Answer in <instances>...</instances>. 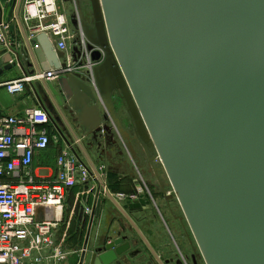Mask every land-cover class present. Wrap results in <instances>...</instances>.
I'll use <instances>...</instances> for the list:
<instances>
[{
  "label": "water",
  "instance_id": "95a60500",
  "mask_svg": "<svg viewBox=\"0 0 264 264\" xmlns=\"http://www.w3.org/2000/svg\"><path fill=\"white\" fill-rule=\"evenodd\" d=\"M90 3L92 22L83 20L89 48L97 47L99 93L83 74L67 73L34 86L39 104L45 97L55 104L60 135L64 110L75 108L83 136L112 161L124 155L118 132L126 141L129 132L115 109L119 93L135 135L159 155L206 264H264V0ZM66 65L46 34L0 51V76ZM132 235L85 249L79 264H117Z\"/></svg>",
  "mask_w": 264,
  "mask_h": 264
},
{
  "label": "built area",
  "instance_id": "2783aa9c",
  "mask_svg": "<svg viewBox=\"0 0 264 264\" xmlns=\"http://www.w3.org/2000/svg\"><path fill=\"white\" fill-rule=\"evenodd\" d=\"M65 3V0H23L21 21L29 36L46 34L56 49L65 52L67 65L60 69L37 70L33 74L23 73L2 84L9 93L22 94L33 82L52 81L67 73L83 74L99 93L94 75L99 63L92 59L97 47L89 48L80 0H69V6ZM11 33L10 24L0 18V44L4 50L12 49L15 44ZM75 47L79 50L78 57L74 56ZM58 130L48 111L39 103L27 107L22 115L0 116V264H62L69 253L56 235L64 220L70 190L77 185L88 186L96 180L102 183L104 195L113 198L117 195L105 184L106 167L102 165L94 170L69 141H65L66 147L57 157L53 176L36 172L33 167L35 153L47 150L53 137L64 138ZM118 134L138 180L134 193H119L118 198L145 195L149 192L146 180L127 141ZM156 160L162 163L158 154ZM150 198L157 205L154 198ZM83 208L86 215H93L94 207L87 202ZM86 248L85 241L79 262Z\"/></svg>",
  "mask_w": 264,
  "mask_h": 264
},
{
  "label": "crops",
  "instance_id": "0c3cea01",
  "mask_svg": "<svg viewBox=\"0 0 264 264\" xmlns=\"http://www.w3.org/2000/svg\"><path fill=\"white\" fill-rule=\"evenodd\" d=\"M23 0H0V18L4 19L10 24V30L12 31V38L15 43H24V39L29 36L28 31L26 30L24 24L21 21V10H22ZM66 6H69L68 1L65 3ZM71 15V14H70ZM40 35V34H39ZM46 40H41V42L45 43ZM41 44V43H40ZM39 44V45H40ZM43 45V44H42ZM41 48V45H40ZM3 46L0 44V51L3 50ZM56 49V48H55ZM53 69V68H50ZM23 75V71L15 67L12 70L5 72L0 76V116H17L22 115L25 109L29 106H33L38 104V100L36 98L34 92V86L38 85L40 82H33L27 86L26 90L22 94H11L7 91V89L2 85L5 82L10 80L19 78ZM59 77V76H58ZM57 77V78H58ZM55 78V79H57ZM54 79V80H55ZM125 115L119 112V116L124 120L125 126H129V119L126 110L124 111ZM73 138L68 139L66 137L58 136L57 138H52L51 144L47 150L37 151L35 153L33 167L36 172L40 175L53 176L56 173V160L59 154L65 149L66 143L65 141H69L74 146L75 151L79 154L81 158L86 160L88 164L92 166L95 170V167L105 166V184L108 189L114 193L115 200H117L120 205L125 209V211L133 218L136 224L139 226L140 230L145 234V236L154 244H156L153 239L149 236L150 230L152 229V220L150 218H146L143 216V212L147 211V207L153 206L154 203L152 200H148L146 196H137L135 198H118L119 193H125L126 195H130L135 192V187L138 185V180L136 177V172L131 166L130 173L124 172L122 169H118L117 163L111 161L109 157L106 158V154L98 153L93 148L92 143H88L85 139L86 137L76 136L73 134ZM85 138V139H84ZM89 141V140H88ZM81 144L82 146H80ZM111 153V152H110ZM89 156V158H88ZM113 165L114 169L111 170L109 166ZM113 173L117 180L120 182L121 189L113 190L110 187L109 181V173ZM102 183H99L95 180L94 183H89L88 186L77 185L72 188L67 196L66 200V210L64 213V220L60 224L57 230L56 239L58 242H63L65 248H67V252L69 253L67 258L62 262V264H78L75 263V260H72L74 255L77 254V249L72 244L71 238L72 233H70V229L76 222H74L75 218L79 215L86 220L84 226V238L82 241L81 247L85 245V241L87 238V232L91 228V236L93 243H97V239L101 229L109 220L112 219H123L128 224H131L128 218L121 212V210L117 207L114 201L103 194L102 191ZM94 207V213L92 216H88L84 212L83 206L86 204ZM41 211V210H39ZM78 212V213H77ZM41 214V213H40ZM67 215V216H66ZM66 216V218H65ZM83 220V219H82ZM80 223L78 221L77 225ZM83 223V222H82ZM92 223V224H91ZM117 220L115 221V225H117ZM90 227V228H89ZM77 230V229H76ZM152 233V232H151ZM136 236V233L134 232ZM155 236V233H152V237ZM94 238V239H93ZM162 244L164 245V241L162 240ZM165 250V249H164ZM144 260V264H151L149 259V254L144 252L142 256Z\"/></svg>",
  "mask_w": 264,
  "mask_h": 264
},
{
  "label": "flooded vegetation",
  "instance_id": "af4514ba",
  "mask_svg": "<svg viewBox=\"0 0 264 264\" xmlns=\"http://www.w3.org/2000/svg\"><path fill=\"white\" fill-rule=\"evenodd\" d=\"M88 21V20H87ZM89 22V21H88ZM118 94V95H116ZM115 95L119 96V93H116ZM42 104L45 106L46 110L48 111L49 115H57L56 112V106L53 104L52 101L49 100V98L45 97L41 99ZM116 112L119 116L118 109L116 107V104L114 102ZM125 105V104H124ZM76 106V104H75ZM126 110V109H125ZM120 117V116H119ZM122 120V126L129 130L127 132L128 138H127V144L130 148V146L134 149V153L131 151L133 158L137 162V164L140 167V170L146 180V183L148 185V193L142 196H146L148 200H151V196L156 198V196H163L166 200V206L167 208L164 210L168 215L171 216L175 226H180L181 228V236L183 238V245L178 243L174 237V235L171 233V230L165 223L164 216L161 213V209L157 205L149 206L147 207V211L143 212V216H145L147 219L150 218L152 221H156L159 217L162 220V223L164 224L167 232L170 235V238L168 237V240H164V246L167 249H160L156 244L152 243L146 236L147 240L149 241L151 247L154 249V251L157 253V255L160 257V260L164 262V264H206L204 257L201 253V250L195 243V237L190 230L191 228L188 227L186 223V217L184 215V212H180L181 210L176 207V205L173 203L174 201V190L169 184L167 180L164 179L163 174L164 171L161 167V164L156 160L155 153L152 152L150 147H147L141 138L134 133V128L131 123V120L129 119V126L126 127L124 120L120 117ZM60 124L62 126L63 136L68 139L71 138L72 132L77 137L80 136L84 137V133L80 129V124L77 121V112L75 108L72 110L70 108L64 110V119L60 120ZM72 126V129L70 128ZM58 127V126H57ZM85 139V138H84ZM89 144L93 143L91 138L85 139ZM89 140V141H88ZM122 147V146H121ZM98 153L106 154L105 149H99L98 146L96 147ZM102 150V151H101ZM122 150L124 151L123 147ZM131 150V149H130ZM96 151V150H95ZM115 154V153H114ZM108 156L106 155V158ZM113 162L117 163L118 169H122L127 174L131 171V161L129 156L125 153L123 156L114 155V158L112 160ZM111 170L114 169V166H109ZM136 189V187H135ZM172 189V190H170ZM151 195V196H150ZM117 220L118 224L115 225V221ZM110 219L107 224L103 226L101 229V232L99 233L97 243H93L92 236H91V228L87 232V238H86V244H87V251H94L96 249L105 250L106 244H108L110 236L117 237V233H121L122 236L130 235L133 233L132 241V249L126 253V255L120 257V259L117 261V264H144L143 255L144 252L149 254V259L151 264H161L159 260L154 256L153 252L148 248L146 243L142 240V238L139 236V234L132 229L131 224H128L123 219ZM136 223V222H135ZM92 224V223H91ZM139 227V226H138ZM134 232L136 233V236L134 235ZM145 235V234H144ZM94 239V238H93ZM167 239V238H166ZM171 241V242H170ZM137 250L139 251L137 253ZM80 259V258H79Z\"/></svg>",
  "mask_w": 264,
  "mask_h": 264
},
{
  "label": "rangeland",
  "instance_id": "374dc122",
  "mask_svg": "<svg viewBox=\"0 0 264 264\" xmlns=\"http://www.w3.org/2000/svg\"><path fill=\"white\" fill-rule=\"evenodd\" d=\"M80 9L82 11V16L86 20H88L89 22H92L93 13H92V7H91L90 0H80ZM22 13H23V9H22ZM116 95H118V94H116ZM114 102L116 104L117 109L121 113V115L123 113L125 115V117L127 118V116H126V114L124 112L125 111V106H124L123 101L121 100V98H119L118 96H115ZM170 190H172V189H170ZM173 196H174L173 197L174 198L173 203L176 205L177 208H179L181 210L180 212H183L182 207H181V205H180V203L178 201V198H177L175 192L173 193ZM127 198H130V196H128ZM155 201L157 202L158 206L160 207L161 213H162V215L164 216V219H165V223L167 224V226L171 230V233L174 235L176 241L178 243H180V245L181 244L183 245V241H182L183 238L181 236V228H180V226H175V224H174L171 216L168 215L164 211L167 208L165 198L163 196H156ZM66 216H65V218H66ZM79 218L80 219H78V217L75 218L74 222H76V223L75 224L73 223V225H72V227L70 229V231H71L70 233H72V235H71L72 236V238H71L72 244L75 246L74 248L77 249L76 250L77 251V254H75L74 257H73V259H72V260H75L76 259L75 263L79 261V257H80V253H81V249H82L81 245H82V241H83L84 233H85L84 226H85V222H86V220H84V218H82L80 215H79ZM78 221H80V223L78 224V226H76L77 223H78ZM152 223H153L151 225L152 226V229L150 231L152 233H155V236L152 237V233L151 232H150V235L149 236L153 239V241L156 243V245L161 250L162 249H167L162 244V240L163 241L164 240H168V237L170 238V235L167 232L164 224L162 223V220L158 217L157 220L156 221H153ZM186 223H187L188 227L190 228L187 220H186ZM195 243L197 245L196 240H195ZM127 255H128V253H127ZM124 264H126V263L124 262Z\"/></svg>",
  "mask_w": 264,
  "mask_h": 264
},
{
  "label": "trees",
  "instance_id": "16d2710c",
  "mask_svg": "<svg viewBox=\"0 0 264 264\" xmlns=\"http://www.w3.org/2000/svg\"><path fill=\"white\" fill-rule=\"evenodd\" d=\"M109 181H110V187L113 190H120V182L117 180V177L113 173H109Z\"/></svg>",
  "mask_w": 264,
  "mask_h": 264
}]
</instances>
